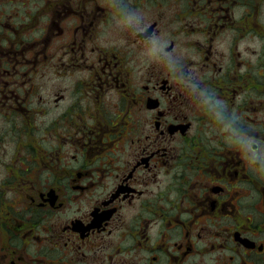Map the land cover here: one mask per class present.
<instances>
[{"label": "flooded vegetation", "instance_id": "obj_1", "mask_svg": "<svg viewBox=\"0 0 264 264\" xmlns=\"http://www.w3.org/2000/svg\"><path fill=\"white\" fill-rule=\"evenodd\" d=\"M119 4L0 0V264H264V0Z\"/></svg>", "mask_w": 264, "mask_h": 264}, {"label": "clouds", "instance_id": "obj_2", "mask_svg": "<svg viewBox=\"0 0 264 264\" xmlns=\"http://www.w3.org/2000/svg\"><path fill=\"white\" fill-rule=\"evenodd\" d=\"M117 8H120L119 0H117ZM121 18L124 26L140 34L141 39L146 42L145 51L149 55L158 57L171 74L180 75L182 73V70L179 68V57H174L170 50H166V42L159 35L146 30L142 14L133 10H121ZM192 83L196 89L195 104L200 105L214 121L226 129L231 139L241 140L243 126L240 114L230 111L226 102L218 97L215 89L204 88L195 79L192 80Z\"/></svg>", "mask_w": 264, "mask_h": 264}]
</instances>
